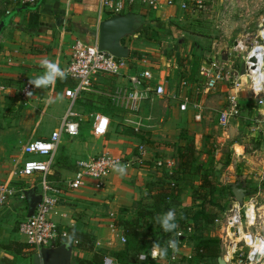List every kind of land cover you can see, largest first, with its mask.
<instances>
[{
    "label": "crops",
    "instance_id": "0c3cea01",
    "mask_svg": "<svg viewBox=\"0 0 264 264\" xmlns=\"http://www.w3.org/2000/svg\"><path fill=\"white\" fill-rule=\"evenodd\" d=\"M159 1L160 5L164 3L167 5L168 2V0ZM183 1L176 0V6L164 8L163 10H151L146 6L138 4L134 6L136 9L134 12L142 14L147 24L148 20L156 18L165 19L167 15L177 10L178 6L180 8V3ZM22 7H27L28 9L18 11ZM9 15H13V17L0 34V83H3L1 81L3 79H10L11 84L21 81L23 83L22 89L30 77L42 74L43 69H41L39 62L44 58L58 63L60 68L65 70L70 63L75 42L81 41L88 45L96 44L99 37V24L109 17L100 13V3L98 0H39L32 7L22 5L20 0H0V22ZM139 35L135 37H139ZM196 37L198 40L193 45L198 46L196 43L200 40L201 36L196 35ZM143 39H141V43L136 48H133V50L141 52L144 56L146 54H150L151 56H149L148 60L146 59V64L140 65V70L147 67L156 68L154 69L156 71L154 83L158 82L159 74L161 76L166 75V91L167 93L174 91L180 83V80L176 83H174V80L178 79L177 76L180 74H176L175 78V75L169 69V61L162 53L163 51L159 53L152 43L143 42ZM199 49L202 53H197L195 56L197 55L196 58L198 60H203L206 52L204 49ZM179 55L181 54H177L178 58ZM193 59L195 60V58ZM204 61L206 60L204 59L202 63ZM191 68V66H187V70L191 74L188 76L191 78V84H195L194 88L198 94L203 93V84H201L199 73H192ZM176 69L180 71L179 67H176ZM140 70L131 69L129 74ZM197 78L199 80L195 83ZM58 80L55 84L48 87L50 88L48 89L49 94L54 96L55 102L59 101V103H64L63 99L68 101L64 96V89L68 86L58 90L57 87L60 88L58 86ZM108 82L109 85L111 84L110 87L114 89L115 86L126 85L127 79L125 77L112 78L107 75L98 76L94 82L95 89H104V86H108L106 84ZM200 84L202 87L199 86ZM244 86L242 98L250 102L246 89L247 80H244ZM15 89H17L16 85H12V87L7 86L6 88L2 87L0 94L3 93L4 95L12 96ZM189 89L188 91L192 93L190 85ZM42 90H45V88H37L34 98ZM221 91L225 92L223 87ZM57 92H59V95H57ZM101 97L103 96L91 93L87 94L79 103L77 102L76 109L83 115L81 130L82 125L89 121L91 130L93 131L94 117L92 115L106 113L101 108ZM53 98L51 97V100ZM155 99L162 100L168 98H160L152 94L145 95L140 103L139 112L136 115L139 117L136 120L141 127L139 131H136L132 125L133 128H130L132 135L126 134L125 132L123 134L118 133L119 127L126 130L124 128L125 126L120 124L115 126L114 129L112 128L104 137L81 138V132L75 138H62V143L56 153L54 166L48 175L51 192L58 198V204L53 208L50 218L58 225L60 231L64 232L68 228H74L79 232L88 233L95 244L94 251L84 250L74 246L72 263L77 258L92 260L94 254L100 252L105 258H112L119 264H131V260H134L135 264H145L138 260L141 254L146 253L150 255L153 251L160 252V248L157 249L154 247L150 248L149 252H145V250L132 251L129 254L128 263L126 260L122 261L123 257H120V254L124 255L127 246V242L123 243L122 239H126L127 237L124 234V228L116 226V222L118 221L131 220L137 213L138 207H151L154 204V198L148 192L156 181L161 179L165 181L164 183L169 182L168 174H176L175 180L183 177V175L177 173L179 163H175L174 157L179 159L180 153L184 151V148L190 142V138H185L187 135L185 130L175 133L177 136H181L182 134V138H158L156 137L159 133L157 130L161 127L158 123H163L164 119L162 118L160 121L155 120L156 122L152 124L153 118H149L146 121L140 118L144 101H154ZM224 102L223 99L222 102L214 99V101H210L209 107L213 108L222 104L224 106ZM171 103V108L166 106L162 108L166 120H173L174 110L176 109L182 118L191 117L193 123H197L193 119L194 113L192 110L183 113L179 110L176 103L173 101ZM19 104L21 103L17 100V105ZM247 104L244 105L246 108H244L243 114L246 119L240 121L234 120L233 123L239 122V124L244 126L248 119L251 120L253 118L250 115L257 113V111L250 108ZM65 111L66 109H64L60 119L64 116ZM167 113L170 114V116L167 115L168 118H166ZM125 114L127 117L128 114ZM125 114L123 117H125ZM59 124L52 132L59 128ZM39 126L40 124L38 126L36 125L30 133L31 138L28 139L24 138L21 132L15 129H7L0 132V183L9 182L17 190L27 191L33 189L36 193L41 194V174L38 173L34 178L27 179L21 178L17 174L25 161L29 159H45L37 155H26L22 151V146L27 142L35 139L48 138L52 134V132L44 135L38 133ZM254 127L251 126L250 129ZM261 127L264 126L261 125ZM162 130L167 135L171 129L164 128ZM141 131L145 133L139 134ZM133 132L136 134L133 135ZM38 134L39 137H36ZM128 135L131 138H128ZM199 139L201 142L204 140V138ZM140 145H144L147 148V154L144 157L145 161L143 164H135L132 168L124 172L115 171L111 173L102 188H97L95 181L90 179L86 181L83 187L77 190H72L68 187V183L73 178L76 170L75 166L80 160L97 157L106 151L138 160V147ZM236 146L243 147V145L239 144ZM239 155H242V158L238 157L240 160L245 161L248 159L245 152L244 154L243 152H239ZM158 160L164 162L163 167L156 166ZM166 162H172L173 165L169 167L165 164ZM162 171L165 174H162ZM181 196L183 195L181 194ZM28 211V200L26 198L25 200H21L17 194L5 206L0 207V264H43L39 250L35 247L30 248L31 245L27 242V238L19 232V224L28 218ZM176 215L177 213L175 212V217ZM177 219L179 217H176L175 221ZM188 228L191 227L182 228L176 232L182 230L185 232V236L188 237ZM154 230L162 231L161 224L160 226H156ZM176 232L172 235V238H176V250H178L177 244H180L182 242L181 240H184L186 237L184 236V238L179 239L176 237ZM147 239L150 241V237H147ZM25 246L29 247L27 248ZM146 246L149 245L146 244ZM190 251L189 248L183 247L178 251L181 255H178L172 249V255H176L177 260L173 261L171 257L166 258L160 255L157 264H191L187 259L191 254ZM183 256L186 257L185 261L182 260ZM224 256L225 254L221 258L225 264ZM219 259H217L218 263Z\"/></svg>",
    "mask_w": 264,
    "mask_h": 264
},
{
    "label": "built area",
    "instance_id": "2783aa9c",
    "mask_svg": "<svg viewBox=\"0 0 264 264\" xmlns=\"http://www.w3.org/2000/svg\"><path fill=\"white\" fill-rule=\"evenodd\" d=\"M100 3V13L110 17L117 14L129 13L134 6L140 4L151 10H158L159 0H98ZM221 1L222 9L216 15V28L226 29L229 20L234 12L233 2L231 0ZM254 3V0H246L242 4L241 18L244 21L255 16L262 10V0ZM22 5L35 6L38 0H20ZM215 0H184L180 3V9L191 14H208L213 11ZM167 5L176 6L175 0H168ZM245 30H251L250 24L244 26ZM221 40H215L212 45L213 53L207 58L199 68V77L203 84V94L217 92L218 88L224 89L225 102L218 116L219 127L228 130L234 120H243L244 105L257 111L254 115L253 129L258 131L264 124V10L261 13L255 33L245 32L239 35L234 42L229 56L224 59L219 48ZM147 60L134 61L135 69L140 70V65L146 64ZM243 65V70L237 66ZM130 59L117 58L106 51H101L98 44L88 45L81 41H76L71 53V60L65 69L67 76L74 82L72 86L64 89V96L69 100V108L66 110L61 125L52 132L48 138L35 139L22 146V151L26 155H37L42 159H29L23 163L21 169L17 172L18 176L24 179L31 178L36 174H41L40 186L42 188L41 201L37 205L34 214L19 224V232L27 238V242L38 250L42 247H55L58 237L67 238V233L59 232L58 225L50 218L53 208L58 204V198L51 192L48 181L52 167L54 166L56 153L62 143L64 136L75 138L81 133V123L83 115L77 111V102L87 94L96 93L99 96H106L112 105L124 110L130 119L126 121L131 123L136 131L140 130V124L136 116L140 109V103L146 94H152L160 98L167 97L177 104L179 110L187 113L192 110L194 121L201 123L204 119L205 106L202 101L194 100L188 91L189 85L185 80H181L177 88L170 93L166 91V75L159 74L158 82L154 83L155 72L152 67L142 68L140 71L129 74L131 70ZM107 75L112 78L127 79L126 85L115 86L110 93H105L103 88L95 89L94 82L98 76ZM244 80H247V92L250 102L242 98L245 88ZM37 88L25 83L21 90V96L24 101L34 98ZM31 91L32 96L27 92ZM94 117L93 134L98 137L106 136L111 128L112 120L109 116L96 113ZM138 160L129 157L114 154L106 151L97 157H92L77 162V169L73 178L69 181L68 187L77 190L86 184L88 179L95 181L97 188H102L105 182L115 171L124 172L132 168L135 164H143L144 157L147 154V148L140 145ZM167 166H172V162H166ZM157 167H163L164 162L158 160ZM21 200H25L23 190H17L9 182L0 183V207L5 206L15 195ZM255 199L250 198L245 202V210L240 207L232 210V215L227 217L225 232L227 244L224 260L225 264H264V213L256 207ZM247 227V230H245ZM191 228L187 229L190 233ZM185 232L180 230L176 232V237L184 238ZM229 239V240H228ZM126 243V239H122ZM77 243V241H75ZM155 254V255H154ZM149 257V258H148ZM159 251H153L148 256L141 254L139 260L143 263L150 260L149 264H157ZM106 259V258H105ZM105 259L103 264H105ZM173 261L177 260L176 255H172ZM189 261L193 256L187 257ZM109 264H118L114 259L108 258Z\"/></svg>",
    "mask_w": 264,
    "mask_h": 264
},
{
    "label": "rangeland",
    "instance_id": "374dc122",
    "mask_svg": "<svg viewBox=\"0 0 264 264\" xmlns=\"http://www.w3.org/2000/svg\"><path fill=\"white\" fill-rule=\"evenodd\" d=\"M231 1L233 2L234 12L229 20L228 27L224 30H218L216 28V15L220 12L219 9H222V5L221 1L215 0L214 12L210 11L208 14L200 13L195 15L187 11H182L178 6L177 10L167 15L165 19L156 18L148 20L146 26L148 28L147 33L149 37L146 34L145 36L139 35V37H129L125 40V46L129 47L132 51H134L133 48H136V46L141 43L140 41L142 38H144L142 40L143 42L152 43L159 53L162 51V48L166 49L167 54L165 57L168 58L170 71L175 75V78L176 74H180L177 76L178 79L174 80V83L178 82V80H185L192 88L191 95L193 99L202 101L203 105L206 107L204 113L205 118L201 123H193L191 117H185L186 119L182 118L176 109L174 110L173 120H166L162 108H165V106L171 108V101L168 99H155L154 101L146 100L142 104L140 118L143 121L153 118L152 124L156 121H160L162 118L164 119L163 123H158L159 126L161 125L157 130L159 133L156 137L158 138H182V134L181 136H177L175 133L185 130L187 133L185 138H190V141L195 142L196 162L201 165L203 172L209 170L218 179L215 194L206 199L207 203H209V201L212 202L209 203L208 206L209 210L215 214V220L211 225L204 224V221L198 219L196 216L199 205L203 204V201L199 198V195L202 193L197 191L201 181L199 176H183L175 180L178 182L183 196H181L182 206L173 209V211L177 213L176 217L187 216L184 228L191 227L192 230L188 234V237L185 236L186 238L181 240L182 242L180 244H177L178 248L187 247L191 250L190 253L193 254L196 244L201 240H215L221 248V254L218 259L226 252L224 244H227V236L224 228L227 217L233 214L232 210H236L237 207H240L243 213L245 210V202L247 203L250 198H253L257 202L256 207L261 213H264V127H261L258 131H251L250 127L253 126V121L248 119L244 126L239 124V122H234L228 130H223L219 127L217 121L219 116L218 113L221 112L223 104L213 108L209 107L210 101H214V99H218L221 102L223 99L224 102L225 93L221 91L222 88H218L215 93L204 95L201 92L198 94L194 88L195 84H191V78L188 77L191 74L188 72L187 66L192 67L190 69L192 73H199L202 61L204 59L207 60L213 53L212 45L215 40L222 41L217 49L221 52L222 57L226 59L229 56L234 40L239 37V35L245 32L255 33L258 19L264 10V0H262L261 3L263 5L262 10L245 21L244 18L240 17L243 12L240 8H242L241 6L246 0ZM260 1L261 0H258V2ZM255 2L257 1L254 0V3ZM168 7L170 6L164 3L160 5L159 9L163 10ZM247 24H250L251 30H245L244 26ZM195 34L201 36L200 40L196 43L198 46L193 45V43L198 40ZM198 48L204 49L206 52L203 60H198L196 58L197 55L195 56L197 53H202ZM179 53L181 55H179L178 58L177 54ZM149 56L151 55L146 54L143 59L148 60ZM131 57L132 56H130V59ZM193 58H195V60ZM181 63L183 66H181ZM237 66L240 70H243V65L241 63H238ZM176 67H179L180 71L177 70ZM198 80L197 78L195 83H197ZM1 81H3V83H0V89H2V87L6 88L7 86L12 87V85H16L17 89H15L12 96L4 95L3 93L0 94V132L7 129H15L20 131L24 138L28 139L31 138L30 133L36 125L38 126L40 124L38 133L43 135L48 132L51 133L59 123V126L61 125L63 117L61 119L60 117L64 109L68 110L69 100L63 99L64 103H59V101L55 102L54 96L49 94L48 89L50 88H46L42 90L36 98L24 101L21 96L23 85L21 81L18 83L15 82L14 84H11L12 82H10V79H3ZM106 84L108 86H104V92L108 94L113 89L110 87L111 84L109 85V82ZM201 84L199 86L202 87ZM57 95H59V92H57ZM51 97L53 98L52 100ZM17 100H19L21 104L17 105ZM100 100L102 102V110L112 118L110 130L112 128L114 129L115 126L123 124L126 130L119 127L118 133L123 134L125 132L126 134L132 135V130L130 129L133 128L132 124L125 119H130L131 117H129V115L126 117V114L125 117H123L119 109L116 110L112 108L106 96L101 97ZM249 111L250 110H248V112ZM258 112L259 110H257L255 116L259 114ZM167 115L170 116V114L167 113L166 118H168ZM250 116L253 117L254 115L252 114ZM262 125L264 126V124ZM164 128L171 129L167 135L163 133L162 129ZM141 133L145 132L141 131L139 134ZM134 134L136 133L133 132V135ZM80 136L81 138L95 137L89 121L82 125V135ZM36 137H39V134ZM64 138H67V136H64ZM128 138H131V136ZM199 138H204V140L201 142ZM237 144L243 145V147L236 146ZM239 152H243V154L245 152L248 159L245 161L240 160L242 155H239ZM174 160L176 164L179 163L177 157H174ZM161 173L165 174L164 171ZM34 177L35 176L31 178ZM164 182L165 181L161 179L155 182L148 192L151 197H155L162 185L165 184ZM237 183L239 184V188L245 189L243 204H240L236 200L233 193V185ZM194 200L197 206L193 205V202H195ZM245 230H247V227H245ZM153 232L155 231L153 230ZM171 239L175 240L174 238ZM179 249L175 251L176 254L181 255L180 252H178ZM193 259L195 262L191 264H219L217 260L215 261L214 259L196 260L197 258H195V256H193ZM182 260L185 261L186 257L183 256Z\"/></svg>",
    "mask_w": 264,
    "mask_h": 264
},
{
    "label": "trees",
    "instance_id": "16d2710c",
    "mask_svg": "<svg viewBox=\"0 0 264 264\" xmlns=\"http://www.w3.org/2000/svg\"><path fill=\"white\" fill-rule=\"evenodd\" d=\"M39 2V0H38ZM136 9L133 8L129 11L134 12ZM110 17V16H109ZM108 17V18H109ZM153 20V19H152ZM147 26H145L144 30L140 33V36L148 35ZM149 37V35H148ZM125 40H123V44L125 45ZM162 53L164 55L167 54L166 49L162 48ZM131 68L132 70L135 69L134 61H140L145 56L139 51H132L131 54ZM183 63V62H182ZM181 63V66H183ZM181 81V80H180ZM74 82L67 76L64 80H58V90L64 89L66 86L72 85ZM81 100L78 101V103ZM110 101V100H109ZM109 105L116 110V108L109 102ZM122 116L126 113L124 110H121ZM119 112V111H118ZM106 114V113H104ZM109 115V114H107ZM110 116V115H109ZM111 118V116H110ZM112 119V118H111ZM82 132V130H81ZM179 164H178V174L183 176H190L196 175L201 178L200 187L197 191H200L199 198L203 201L201 205H199L197 218L204 221V224L211 225L215 220V214L209 210V203L206 202L207 197L212 196L215 194L218 185V179L214 176L211 171L203 172V168L196 162V148L194 141L188 142L187 146L184 148L179 155ZM77 169V165L75 166ZM169 182H166L162 185L160 191L154 197V204L151 207L141 206L138 207V211L135 216L131 220L125 221H118L116 222V226H121L124 228V234L127 237L126 240V251H124V255L120 254V257H123V260H126L128 263L129 254L132 251H140L145 250V252H149L150 248L153 247L154 244H159L160 249H167L166 255L164 257L169 258L172 255V248L169 246L168 241L172 238V235L179 229L184 228L186 225L185 222L187 220V216L184 215L179 217L175 222L178 225V228L174 232H165L162 231H155L154 226H160V219L164 214L168 211L172 210L175 207H181V199L180 196L182 194L181 189L179 188L178 182L175 181L176 174L169 175ZM195 201V200H194ZM194 206H197L196 201L193 202ZM153 230L155 232H153ZM59 232L60 231L59 229ZM67 233V238L58 237L55 246H59L60 244L67 242L73 244L76 248L94 251L95 244L93 239L88 233L79 232L74 228H68L65 230ZM150 237V241L147 239ZM172 240V239H171ZM176 240V238H175ZM77 241V243H75ZM148 244L149 246H146ZM24 246V245H23ZM29 247V246H25ZM32 246H30L31 248ZM147 250V251H146ZM221 254L220 245L215 242V240H201L198 244H196V248L192 256L197 258L196 260L201 259H214L215 261ZM122 255V256H121ZM148 255V254H147ZM149 256V255H148ZM104 255L100 254V252H96L92 260H83L77 258L74 260L72 264H103L104 262ZM149 258V257H148ZM150 260L145 262V264H149ZM195 262V260H191L190 263ZM119 264V263H118ZM131 264H135L134 260H131ZM139 264V263H138Z\"/></svg>",
    "mask_w": 264,
    "mask_h": 264
},
{
    "label": "water",
    "instance_id": "95a60500",
    "mask_svg": "<svg viewBox=\"0 0 264 264\" xmlns=\"http://www.w3.org/2000/svg\"><path fill=\"white\" fill-rule=\"evenodd\" d=\"M26 9L28 8L22 7L18 11ZM12 17L13 15H9L0 22V34ZM145 26L146 20L140 13L130 12L109 17L99 24L98 47L101 51H106L117 58L130 59L132 50L123 44V40L139 35ZM238 186V183L233 185V193L236 200L243 204L245 189ZM24 195L29 202L28 217H31L41 201V194L30 189L25 190ZM74 249L73 244L64 242L55 247H42L39 249V254L43 264H72ZM219 263L224 264L222 258L219 259Z\"/></svg>",
    "mask_w": 264,
    "mask_h": 264
},
{
    "label": "clouds",
    "instance_id": "9594fccd",
    "mask_svg": "<svg viewBox=\"0 0 264 264\" xmlns=\"http://www.w3.org/2000/svg\"><path fill=\"white\" fill-rule=\"evenodd\" d=\"M39 63H40L41 69H43V72L42 74H39L35 77H30L28 81L29 85L34 86L35 88H45L46 89L49 86L55 84L57 79L64 80L67 78L66 71L62 70L58 63L50 59H47V58L42 59ZM27 95L30 97L33 94L31 91H29L27 92ZM175 219H176L175 211H172V210L168 211L160 219V224L166 233L174 232L178 228V225L175 222ZM168 244L173 250H176L175 240L170 239L168 241ZM153 247L159 249L160 245L154 244ZM166 253H167V249H160L159 254L161 256L166 255ZM105 264H109L108 258L105 259Z\"/></svg>",
    "mask_w": 264,
    "mask_h": 264
}]
</instances>
